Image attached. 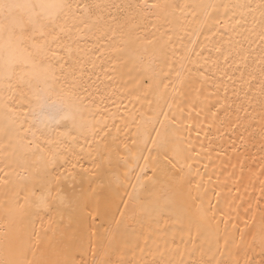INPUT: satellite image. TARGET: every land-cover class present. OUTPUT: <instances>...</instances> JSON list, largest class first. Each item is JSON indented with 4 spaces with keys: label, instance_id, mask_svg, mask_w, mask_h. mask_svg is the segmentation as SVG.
Returning a JSON list of instances; mask_svg holds the SVG:
<instances>
[{
    "label": "bare ground",
    "instance_id": "bare-ground-1",
    "mask_svg": "<svg viewBox=\"0 0 264 264\" xmlns=\"http://www.w3.org/2000/svg\"><path fill=\"white\" fill-rule=\"evenodd\" d=\"M61 2L81 127L0 80V261L264 264V0Z\"/></svg>",
    "mask_w": 264,
    "mask_h": 264
},
{
    "label": "snow or ice",
    "instance_id": "snow-or-ice-1",
    "mask_svg": "<svg viewBox=\"0 0 264 264\" xmlns=\"http://www.w3.org/2000/svg\"><path fill=\"white\" fill-rule=\"evenodd\" d=\"M68 7L61 0H0V80L10 81L17 73H20V82H26V75L37 79L43 87L32 89L34 104L30 102V110L55 106L59 113L56 123L67 121L72 129L79 130L81 126L75 119L78 111L75 101L63 97L53 99V96H58L54 85L58 81L57 69L63 67L61 60H47L50 48L37 45L34 40L37 35L54 34L59 26L60 13ZM26 39L32 41L35 54L27 51L24 46ZM51 54L56 55L55 52ZM40 57L47 62H38ZM25 65L28 67L25 68ZM41 129L42 134L51 135L55 132L51 121L41 122ZM72 129H69V133ZM37 199L38 207H47L46 196ZM0 264L5 262L0 261Z\"/></svg>",
    "mask_w": 264,
    "mask_h": 264
}]
</instances>
